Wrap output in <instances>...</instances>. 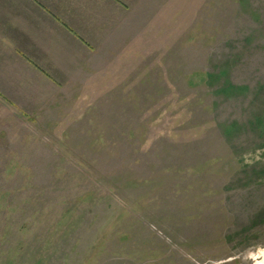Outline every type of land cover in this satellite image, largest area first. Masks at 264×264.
<instances>
[{
	"label": "rangeland",
	"instance_id": "rangeland-1",
	"mask_svg": "<svg viewBox=\"0 0 264 264\" xmlns=\"http://www.w3.org/2000/svg\"><path fill=\"white\" fill-rule=\"evenodd\" d=\"M119 2L0 96V264H255L264 0Z\"/></svg>",
	"mask_w": 264,
	"mask_h": 264
},
{
	"label": "crops",
	"instance_id": "crops-1",
	"mask_svg": "<svg viewBox=\"0 0 264 264\" xmlns=\"http://www.w3.org/2000/svg\"><path fill=\"white\" fill-rule=\"evenodd\" d=\"M120 6L119 0H0V96L9 99L23 83L38 89L39 78L49 85L54 76L45 71L52 64L79 60L91 51L85 38L119 27Z\"/></svg>",
	"mask_w": 264,
	"mask_h": 264
},
{
	"label": "bare ground",
	"instance_id": "bare-ground-1",
	"mask_svg": "<svg viewBox=\"0 0 264 264\" xmlns=\"http://www.w3.org/2000/svg\"><path fill=\"white\" fill-rule=\"evenodd\" d=\"M262 259L257 261L256 264H264V249L260 251Z\"/></svg>",
	"mask_w": 264,
	"mask_h": 264
},
{
	"label": "water",
	"instance_id": "water-1",
	"mask_svg": "<svg viewBox=\"0 0 264 264\" xmlns=\"http://www.w3.org/2000/svg\"><path fill=\"white\" fill-rule=\"evenodd\" d=\"M256 264V263H255Z\"/></svg>",
	"mask_w": 264,
	"mask_h": 264
}]
</instances>
